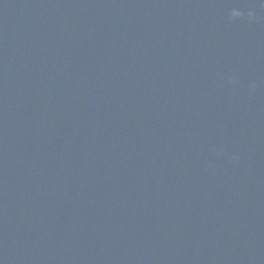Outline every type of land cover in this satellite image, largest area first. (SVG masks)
Here are the masks:
<instances>
[{
    "label": "water",
    "instance_id": "water-1",
    "mask_svg": "<svg viewBox=\"0 0 264 264\" xmlns=\"http://www.w3.org/2000/svg\"><path fill=\"white\" fill-rule=\"evenodd\" d=\"M0 264H264V0H0Z\"/></svg>",
    "mask_w": 264,
    "mask_h": 264
}]
</instances>
